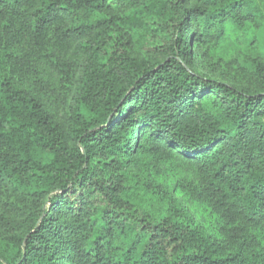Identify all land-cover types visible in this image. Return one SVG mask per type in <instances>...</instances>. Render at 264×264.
Segmentation results:
<instances>
[{"label":"trees","instance_id":"1","mask_svg":"<svg viewBox=\"0 0 264 264\" xmlns=\"http://www.w3.org/2000/svg\"><path fill=\"white\" fill-rule=\"evenodd\" d=\"M262 26L264 0H0V264H264ZM39 56L59 117L17 86Z\"/></svg>","mask_w":264,"mask_h":264},{"label":"rangeland","instance_id":"2","mask_svg":"<svg viewBox=\"0 0 264 264\" xmlns=\"http://www.w3.org/2000/svg\"><path fill=\"white\" fill-rule=\"evenodd\" d=\"M256 38L264 57V26L256 32ZM241 74L232 73V79H238ZM18 87L31 92L44 107L51 111L56 117L64 112V103L59 96L58 76L55 68L47 56L36 58L33 67L27 72L22 82L17 83ZM177 177H187L191 181L198 180L196 170L189 164L178 167L174 173H167L166 178L170 179L169 184L173 187ZM176 193V191H175ZM177 197L189 208L197 220L204 226L205 230L211 234H216V219L206 210L205 207L191 201L187 196L178 192Z\"/></svg>","mask_w":264,"mask_h":264}]
</instances>
